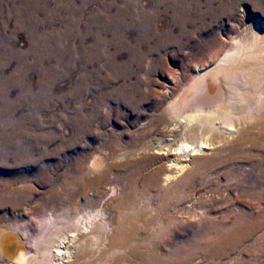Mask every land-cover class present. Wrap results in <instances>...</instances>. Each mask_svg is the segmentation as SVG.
<instances>
[{
  "label": "rangeland",
  "instance_id": "obj_1",
  "mask_svg": "<svg viewBox=\"0 0 264 264\" xmlns=\"http://www.w3.org/2000/svg\"><path fill=\"white\" fill-rule=\"evenodd\" d=\"M247 28L264 30V0H0V135H35L38 126L48 132L46 138L10 140L11 153L0 150V226L19 220L20 212L26 219L37 216L40 211L32 210L34 204L45 213L59 212L64 190L94 175L86 170V163L99 154L105 166L117 168L96 187L101 193L100 198L92 197L93 204L99 205L109 186H114L116 201H106L109 194L101 205L110 209L119 201L134 200L129 215L135 220L136 235L141 236L139 228L154 217L151 232L157 237L152 250L158 258L130 263H173L178 257L165 256L168 245L203 241L210 254L196 252L191 264H246L257 243L219 244L214 236L222 225L243 221L249 201L258 199L253 195L264 189V160L251 165L237 158L236 164L217 166L206 161L209 150L208 156L195 160L200 172L194 183L183 186L193 197L170 194L167 198L169 185L178 187L179 179L165 185L163 176L155 174L157 166L149 158L160 154L156 146H150L149 155L139 150L158 135L153 131L140 137L142 122L163 101L167 78L175 76L179 82L189 76L219 50L221 39L237 37ZM124 66L134 71L130 81L146 93L134 110L124 102L130 89ZM97 67L103 69L105 84L93 77L91 71ZM83 82L88 91L83 89L79 99ZM77 102L86 116L96 112L92 127L80 137L70 121ZM79 161L83 170L72 175ZM154 175L157 187H153ZM16 190L25 191L24 201ZM163 198L166 203L160 210ZM140 209L148 214L146 218ZM109 216L107 212L105 218ZM256 255L259 259L260 252Z\"/></svg>",
  "mask_w": 264,
  "mask_h": 264
},
{
  "label": "bare ground",
  "instance_id": "obj_2",
  "mask_svg": "<svg viewBox=\"0 0 264 264\" xmlns=\"http://www.w3.org/2000/svg\"><path fill=\"white\" fill-rule=\"evenodd\" d=\"M102 70L97 67V70L94 68L91 72L93 77H100L102 84H105L108 81L106 77H101ZM123 72L130 86L129 91L124 94V102L134 110L138 108L146 93L143 91L144 87L141 88L130 81L134 75L130 66H124ZM167 79L165 89L167 91L163 101L159 107L151 111L146 121L142 122L144 129L140 137H144L145 133L150 135L153 131L158 135L143 143L139 150L141 155H149L152 150L150 146H156L153 148L160 154L149 158L150 164L157 166L155 174L163 176L165 185L179 179L180 185L173 186L174 188L169 185L171 189L165 190L167 195L165 197L168 198L170 194H178L181 199L192 196L188 191H183V186L186 187L195 180L200 172L195 160L208 156L209 150H211L210 157H205L206 161L215 162L217 166L236 164L237 158L245 159L251 165L264 160L263 29L247 28L237 37L221 39L219 50L212 51L208 61L194 67L189 76L180 78L179 82L175 80V76H169ZM82 85L84 88L80 89L77 96L79 99L86 90L88 91L86 82ZM101 101L102 98H99L98 105ZM74 107L70 121L74 134L80 137L86 135L88 129L92 127L96 112L86 116L79 102ZM37 129L39 132L35 135L1 134L0 150H7L10 140L48 136V132L41 131L39 126ZM7 151L13 152L9 149ZM105 163V159L99 154L91 156L86 163V170L94 175L85 177L83 181L79 180L80 182L76 183L73 189L64 190L65 199L60 201L63 205L59 212L45 213L42 208H37L34 204L32 210L40 211L37 216L26 219V215L20 212L19 220L0 226V262L3 264H121L122 261L127 260L126 264H132L129 260H141L144 257L158 258V254L156 255L152 250L154 239L157 237L151 232L154 217L143 223L139 228L142 235L137 234V236L138 231L135 233L136 228L132 222L135 220L129 215L134 200L127 198L125 201H117L113 208L103 207L102 201H105L109 194L106 201L109 199L116 201L117 189L109 186L100 204H93L92 197L100 198L101 193L96 187L117 168L114 165L105 166ZM164 164L168 165L164 166ZM73 166L71 173L78 176L83 170L82 163L79 161ZM262 168L264 169V166ZM97 171L99 172L96 173ZM153 187H157L156 175L153 176ZM130 189L132 192L136 190L134 187ZM15 193L19 196V200L24 201L25 191L16 190ZM90 193H92L91 200ZM263 194L264 189L256 191L254 195L252 193L253 197L256 196L258 199L256 198V201L253 198L249 199L248 211L241 215L243 221L235 219L228 225L221 224L223 228H220L221 230L214 236L219 244L230 242L235 246L244 241L257 243L256 248H253L255 255L253 254L246 264H264ZM198 196L199 193L196 192L197 199ZM165 203L163 198L160 210ZM107 212L110 213L108 219L105 218ZM142 212L141 217L146 218L148 214ZM164 229L167 231V227ZM170 245L166 251L163 248L166 253V255L162 253L163 256L178 258L173 263L158 261L159 264H191L197 259L196 252L208 254L210 251L203 241H193L192 246L188 241L181 242L175 248ZM189 246L192 248L189 249ZM258 252H260L259 259L256 255Z\"/></svg>",
  "mask_w": 264,
  "mask_h": 264
}]
</instances>
